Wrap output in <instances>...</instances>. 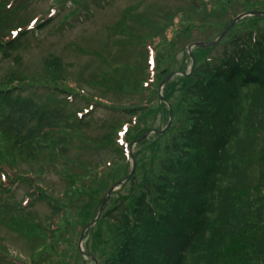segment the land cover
Segmentation results:
<instances>
[{"label":"trees","instance_id":"1","mask_svg":"<svg viewBox=\"0 0 264 264\" xmlns=\"http://www.w3.org/2000/svg\"><path fill=\"white\" fill-rule=\"evenodd\" d=\"M11 1H0V10ZM209 1L215 3L211 11L201 10L195 2L192 11L205 17L200 30L219 28V35L238 16L232 14L238 2ZM242 8L243 12L264 10V1ZM192 27L178 31L170 43L164 41L161 49L166 51L157 54L147 87L152 75L147 67L131 76L130 94L139 97L117 109L128 117L120 123L128 125L124 136L128 146L153 129L152 123L167 125L169 109L159 100L158 88L168 73L189 72L192 62L187 54L177 68L172 66L180 40ZM239 27L245 30L235 34ZM9 30L1 26L0 62L13 59L29 33L8 39ZM218 47L194 49L193 73L178 76L165 87L163 97L174 111L173 126L139 145L134 176L114 194L91 233L86 252L99 264H264V19L241 21ZM44 66L47 77L42 82L15 73L0 81V193L11 194L20 184L35 188L26 205H17L24 214L5 219L39 242L45 237L42 223L25 211L46 203L51 213L45 222L54 241L32 255L33 264L66 259L60 245L68 243L63 234L72 225L75 233L77 227L82 231L92 222L109 188L131 170L116 142L119 126L109 139L112 161L67 176L70 185L60 197L49 196L32 180L30 175L40 171L17 174L19 162L11 154L25 158L29 165L48 154L65 158L71 136L89 127L86 117L69 114L66 101L59 100L60 95L73 93L65 86L62 62L53 58ZM48 82L52 90L47 102L23 95L27 87L39 84L48 89ZM4 148L10 154L2 152ZM5 209L9 213V207ZM59 219L64 229H53ZM75 253L76 260L83 262L79 251Z\"/></svg>","mask_w":264,"mask_h":264},{"label":"rangeland","instance_id":"2","mask_svg":"<svg viewBox=\"0 0 264 264\" xmlns=\"http://www.w3.org/2000/svg\"><path fill=\"white\" fill-rule=\"evenodd\" d=\"M236 1L238 3L232 9L233 13L231 12L234 15L243 13V5L264 0ZM193 2L195 1L18 0L0 10V29L1 26L8 27L10 29L8 35L10 31L24 27L32 20L45 22L51 19L43 30L28 35L23 47L13 59L0 62V81L5 76L15 73L42 82L47 77L45 61L58 58L66 69L65 86H75L80 90V95L59 97L62 104L63 100L66 101V110L69 114L84 113L87 109L91 111L88 101L90 97L104 99L108 104V106L96 104L95 109L85 116L89 127L71 136L72 143L65 158L50 157L48 154V158L44 157V160L40 158L29 165L24 162L25 158H17L11 154L19 162L17 174L40 171V175L29 174L33 177L32 180H36V185H41L49 196L60 197L70 185L67 176L81 174L84 167L91 168L94 164L104 166L106 162L112 161L114 154L109 139L117 128L120 129V123L128 120L127 115L117 109L125 108L130 99L139 97L131 95L132 89L128 86L132 85L131 76L147 66L144 59L146 52H151L160 39L169 41L174 38V34L181 28V22L186 28L189 25L187 21H193V27L190 29L191 32L180 40L173 69L180 65L189 45L200 41L208 42V38H217L219 28L204 30L198 28L200 23L206 21L203 14L194 15ZM196 3L201 8L207 7L208 11H211L215 4L209 0H197ZM222 19L225 21L227 17ZM244 28L239 27L235 34L242 32ZM156 35L161 38L157 39ZM147 38L153 41L146 43ZM164 48L158 47V53H164L166 51ZM223 50V46L218 47L219 52ZM51 90V83L48 82V89L39 84L37 88L27 87L23 95L45 103ZM151 125L154 129L163 127L159 121ZM5 150L10 154L7 148L2 152ZM140 150L139 146H135V153ZM30 190V185L20 184L11 194L0 193V264H33L31 258L36 250L54 241L52 232L48 230V223L45 222L51 214L46 203L35 204L25 211V214L33 213L41 221V228L45 233L42 241L35 242L25 230L12 227L10 221L5 219L8 216L13 218L24 214L19 211L17 205L24 202L35 188L32 187ZM127 191L125 188L124 193L127 194ZM5 207H9V213ZM55 225L64 229L61 219ZM74 227L75 225H72L63 234L64 240L66 239L68 243L60 242L62 252L67 254V258L54 257L50 260L51 264H65L64 260L68 263L70 259H72L70 264H82L80 260H76L78 258L75 253L81 230L77 227L74 233Z\"/></svg>","mask_w":264,"mask_h":264},{"label":"water","instance_id":"3","mask_svg":"<svg viewBox=\"0 0 264 264\" xmlns=\"http://www.w3.org/2000/svg\"><path fill=\"white\" fill-rule=\"evenodd\" d=\"M250 16H257V17H264V13H246V14H243V15H241V16H239L232 24H230V26H228V28L223 32V34L219 37V39L216 41V42H214V43H196V44H193L192 46H190L189 47V50H191L192 48H194V47H212V46H216L228 33H229V31L233 28V26L238 22V21H240V20H242V19H244V18H247V17H250ZM191 57H192V55H191ZM193 66H194V61H193ZM176 75H178V73H172V74H170L165 80H164V82L162 83V85H161V87H160V89H159V97H160V99L161 100H163L162 99V95H161V93H162V90H163V88L165 87V85L168 83V81L171 79V78H173L174 76H176ZM172 122H173V112H172V109L170 108V121H169V124H168V126L164 129V130H162V131H150V132H148V133H146L136 144H138V143H140V142H142V141H144V140H146L149 136H151L152 134H159V135H162L166 130H168L170 127H171V125H172ZM134 171H135V162H134V169H133V171H132V173L127 177V179H126V181H128L130 178H131V176L133 175V173H134ZM125 181V182H126ZM125 182H119L117 185H115L114 187H112L111 189H110V191L108 192V194H107V196L105 197V199H104V201H103V204H102V206H101V209H100V211H99V214H98V216H97V219L93 222V223H91L90 225H88L87 226V228H86V230L88 229V228H91V227H93L98 221H99V219L101 218V216H102V214H103V212H104V209H105V207H106V205H107V203L109 202V199H110V197H111V195L115 192V191H117L119 188H117L119 185L121 186V185H123ZM84 235L85 234H83L82 235V237H81V240H80V248L82 247V243H83V240H84ZM95 263L96 264H98V262L95 260Z\"/></svg>","mask_w":264,"mask_h":264}]
</instances>
